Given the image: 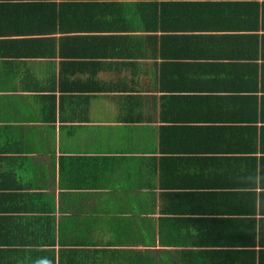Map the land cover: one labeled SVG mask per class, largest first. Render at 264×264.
Segmentation results:
<instances>
[{"label": "crops", "instance_id": "obj_1", "mask_svg": "<svg viewBox=\"0 0 264 264\" xmlns=\"http://www.w3.org/2000/svg\"><path fill=\"white\" fill-rule=\"evenodd\" d=\"M158 3L0 0V264H264V0Z\"/></svg>", "mask_w": 264, "mask_h": 264}, {"label": "trees", "instance_id": "obj_2", "mask_svg": "<svg viewBox=\"0 0 264 264\" xmlns=\"http://www.w3.org/2000/svg\"><path fill=\"white\" fill-rule=\"evenodd\" d=\"M153 4H154V11L152 12V14L153 13H155V12H157L159 9H160V12H163V9H162V5H160L159 3H158V0H153ZM165 9H166V6H165ZM255 37H252V39H254ZM256 38H258V36L256 37ZM116 38H114V37H109V36H104V39H102V41H103V46H105V49L107 50L108 49V44H113L114 42H116V40H115ZM124 40H127V39H125V37H124ZM153 40H154V38H153ZM236 40V39H235ZM94 47H95V44H94ZM127 49H129L127 46L125 47V48H123V47H114L113 45H112V50L113 51H115V52H118V51H121V50H124V51H126L127 53H128V50ZM105 50V52L107 53V51ZM123 52H120V54H122ZM264 55V54H263ZM249 230L253 233V235L251 234V233H249V232H246L252 239H254V243H252V244H255V236H256V231H255V228H253L252 226L251 227H249ZM236 234H238L239 235V233L238 232H235ZM254 237V238H253ZM260 240H261V244L262 245H264V236H261L260 237ZM244 241V240H243ZM244 244H245V246L247 245H250L251 243H248V242H246V241H244ZM214 251H210V253L212 254ZM238 253V262L236 263V264H250V262L248 261V258H247V256H246V254H247V252H249L248 251V249L246 248H242V249H239L238 251H237ZM244 253H246L245 255H244Z\"/></svg>", "mask_w": 264, "mask_h": 264}]
</instances>
